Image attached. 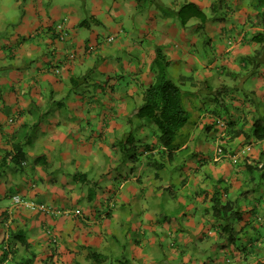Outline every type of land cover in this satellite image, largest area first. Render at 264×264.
Wrapping results in <instances>:
<instances>
[{
	"label": "crops",
	"instance_id": "crops-1",
	"mask_svg": "<svg viewBox=\"0 0 264 264\" xmlns=\"http://www.w3.org/2000/svg\"><path fill=\"white\" fill-rule=\"evenodd\" d=\"M153 1L141 11L138 0H0V264H91L90 251L104 264H264V185L246 167L264 165V140L251 136L264 116V0ZM189 3L206 22L183 26L160 6ZM158 49L191 93L173 149L137 117ZM220 93L230 107L221 116L240 132L226 145L248 149L240 165L214 160ZM130 133L134 160L121 150ZM109 170L129 180L107 213ZM217 190L242 212L233 244L211 211ZM15 195L65 213L15 205Z\"/></svg>",
	"mask_w": 264,
	"mask_h": 264
},
{
	"label": "trees",
	"instance_id": "trees-1",
	"mask_svg": "<svg viewBox=\"0 0 264 264\" xmlns=\"http://www.w3.org/2000/svg\"><path fill=\"white\" fill-rule=\"evenodd\" d=\"M138 1L141 11H145L146 9L150 8L154 2L153 0ZM160 6L165 16L179 19L183 26L187 25V23L193 17L197 18L202 23L206 22L208 19L207 14L204 11L190 3L184 5L176 13L169 12L162 4ZM255 40L260 42L264 41V36L258 35L255 37ZM260 57H262L264 61V55H260L259 53L255 56V59H259ZM155 67L158 69L156 81L146 89L144 103L139 108L137 117L144 120L149 125H155L158 131L157 135L159 144L168 149H173V147L176 146L175 142L177 138L179 135H181L183 128L191 119V113L187 108V99L191 93L182 87V83L179 84L173 80L170 75L169 61L161 49L157 50V60L155 62ZM197 84L201 83L198 82ZM253 103H255L256 106L258 105L255 100H253ZM218 113L219 114L217 115H223L222 111H218ZM227 130L228 138H231V136L232 138H236L238 135H240V132L235 134L234 131H230V122L228 123ZM251 136L259 141L264 140V116L260 115L258 118H256L251 130ZM137 141L138 140L135 138L134 134L130 133L126 140L121 144V150L127 156L126 158L130 160L135 159L137 155L136 150L138 149L135 146ZM219 145L220 144H217V147ZM239 149L240 148L232 151L227 145H224L225 153H236ZM215 156L214 160H216ZM7 157L8 156H6L0 164L1 170L5 169L7 166ZM246 157L247 156H245L238 164L240 165ZM246 167L249 178H251L259 186L264 185V165L253 164L250 161H246ZM90 198L92 199L93 197L91 196ZM211 203V211L213 216L216 217L219 222H221L220 234L222 238L227 244L236 243L237 239H239L238 234L241 232L240 230H237L236 223L242 219V212L238 204L230 200L224 201L219 190H217L212 196ZM23 236L24 235L21 232L16 234L14 238L21 240L22 245L28 248L29 245L27 241L23 239ZM4 250L8 252L11 251L10 246L6 244ZM242 251L243 253H248V255L251 254L250 251ZM87 257L92 261L91 264H104L109 259V256L93 251H90ZM33 261V258H29L18 264H33Z\"/></svg>",
	"mask_w": 264,
	"mask_h": 264
},
{
	"label": "built area",
	"instance_id": "built-area-1",
	"mask_svg": "<svg viewBox=\"0 0 264 264\" xmlns=\"http://www.w3.org/2000/svg\"><path fill=\"white\" fill-rule=\"evenodd\" d=\"M61 27V26H60ZM61 38H64V33H62ZM110 41H113L114 38H109ZM217 128L220 134V145L216 149V156L215 159L219 160L223 157H227L231 159L235 164H238L247 154H248V149L245 148H240L236 153H225L224 152V143L228 140V118L225 116H221L219 118H216ZM13 202L15 205H21L26 208H30L33 210H40L43 212H48L52 215H62L65 213V210H62L60 208H55L53 206H48L46 204H40L37 203L33 200L25 199L20 195H15L13 196ZM58 238V237H57ZM55 242L57 240L55 239Z\"/></svg>",
	"mask_w": 264,
	"mask_h": 264
},
{
	"label": "rangeland",
	"instance_id": "rangeland-1",
	"mask_svg": "<svg viewBox=\"0 0 264 264\" xmlns=\"http://www.w3.org/2000/svg\"><path fill=\"white\" fill-rule=\"evenodd\" d=\"M61 26V27H60ZM59 29V32H60V35H62L63 30H64V26L63 25H58L57 27ZM170 70V69H169ZM223 94L220 93V97L222 96ZM250 99H252L251 96L247 95ZM227 96H222L220 101L218 102L217 104V111H222V113H225L226 115L229 116V113H230V107H229V102L227 101ZM228 116H225L228 118V121H229V117ZM156 131V133L158 134V131H157V127L155 125H152ZM220 143V141H219ZM218 143V144H219ZM224 145H226V142L224 143ZM231 160V159H230ZM232 161V160H231ZM233 162V161H232ZM234 163V162H233ZM235 164V163H234ZM123 168V167H122ZM109 171H114L108 178L110 184V188H105L103 191H100V193H102V196H101V205H102V209L107 212V213H110L112 210H114L116 208V202H118V195H119V192L121 191V188H122V184H124L127 180H129L128 176L127 175H119L118 172L116 173L115 170H109ZM82 174H85L83 172H80L79 176H83ZM14 195V194H13ZM11 201H13V197H11ZM21 206V205H19ZM22 207V206H21ZM26 208V207H24ZM27 209H30V208H27ZM107 215V214H106ZM123 231H121L122 233ZM126 235V234H124ZM133 238H135L133 236Z\"/></svg>",
	"mask_w": 264,
	"mask_h": 264
}]
</instances>
